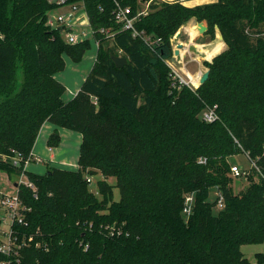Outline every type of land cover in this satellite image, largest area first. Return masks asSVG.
<instances>
[{"label":"trees","instance_id":"1","mask_svg":"<svg viewBox=\"0 0 264 264\" xmlns=\"http://www.w3.org/2000/svg\"><path fill=\"white\" fill-rule=\"evenodd\" d=\"M115 2L132 14L147 4L135 27L159 44L149 48L122 30ZM53 6L0 0V173L20 174L44 122L81 135L76 170L27 172L36 198L18 188L31 209L28 230L40 232L21 250L20 264H250L241 246L264 243V0L192 8L179 1L85 0L98 48L69 102L54 76L65 54L82 58L89 40L70 45L50 29L46 12ZM190 19L205 22L210 36L217 28L226 49L204 62L209 75L197 89H172L164 61L173 55L171 38ZM119 51L127 60L122 68L110 59ZM213 106L216 120L203 121L200 112ZM59 140L54 130L48 147ZM15 154L18 166L11 163ZM238 154L252 167L249 185L235 193L229 158ZM97 173L103 179L95 195L86 176ZM211 189L223 198L220 210L216 199L208 201ZM189 195L191 213L184 216ZM256 264H264V254H256Z\"/></svg>","mask_w":264,"mask_h":264},{"label":"built area","instance_id":"2","mask_svg":"<svg viewBox=\"0 0 264 264\" xmlns=\"http://www.w3.org/2000/svg\"><path fill=\"white\" fill-rule=\"evenodd\" d=\"M57 7L58 11H52L46 15V24L50 29L59 30L63 40L67 44H76L87 40L88 34L84 28H88L90 34L93 36V29L90 25V20L85 8V0H52ZM55 12V13H53ZM146 14V9L138 11L136 14H132L129 6H123L115 2V8L113 11L115 21L121 25L122 30H128L131 32L132 38H141L143 42L149 47L153 48L160 42V38H153L145 35L136 29L135 23L138 21L141 15ZM102 33H107L103 29ZM96 45L98 42L96 41ZM174 66V65H173ZM172 70V89H179L182 85H190L184 79H182L176 71ZM216 106L205 108L200 112V118L205 122H213L216 120ZM6 159V156H2ZM21 157L15 154L11 157V163L13 166H18L21 162ZM23 164L19 175L15 176V186L12 192H7L0 189V210L3 211L4 216L0 217V226L4 223L7 226L6 230L0 228V264H20V252L24 247L30 246L36 239V236L40 235L39 230L29 231V222L27 221V215L31 209L26 206L22 197L18 193L19 186L28 189L33 196L37 197V189L35 184L28 178L26 166L32 162H40L37 157H34L32 153L28 158L22 160ZM230 173L233 177H240L245 175L244 172H240L237 166L230 167ZM86 181L91 183L90 176H86ZM192 196L189 195L185 199V208L183 209L184 216H188L191 213ZM217 210L224 207V202L221 194L216 197V203L214 206ZM39 242L34 243V247L38 248Z\"/></svg>","mask_w":264,"mask_h":264},{"label":"rangeland","instance_id":"3","mask_svg":"<svg viewBox=\"0 0 264 264\" xmlns=\"http://www.w3.org/2000/svg\"><path fill=\"white\" fill-rule=\"evenodd\" d=\"M50 2H53L52 0H49ZM145 4L141 5V8H145L144 7ZM54 8L49 9L46 12V15L48 13H51L52 11H58L59 7L56 6V4H54L53 6ZM55 13V12H53ZM199 23V22H198ZM84 30L86 31V33L88 34V39H89V48L84 52L82 58L79 61H73L69 55L65 54L63 56L64 58V66L63 69L57 73H55V79L60 82L64 87L65 90L62 93L61 99L64 102H69L70 100H72L73 98V93H77V91L80 89L84 79L86 78V76L88 75L93 63H94V59L96 56V45L94 40L92 39V36L90 34V31L88 28H84ZM177 32H181V36L179 39H174L175 38V34L172 38H171V43H172V48L173 50L175 49L176 44L180 43V42H187L186 38H185V34H183V32H185L184 28L182 29V26L178 29ZM200 35H202V38L198 39L197 42L195 43V45H200L201 47H204V45H206L207 43L209 44H215V43H219L216 41L217 39V35L218 31L216 30L214 33V36H210L208 34L201 33ZM195 42V41H194ZM206 43V44H205ZM108 45H112L111 42L108 43ZM192 46H184V55L182 62L184 63V69L183 70H179V68H177L176 66H173V64L170 62V60L164 62V64L167 66V68L170 67L169 69V73H168V77L170 80H172V70L177 72V74L184 79L186 82L189 83L190 88L195 90L197 89L199 86V79L201 74L205 71L208 70V68L204 65V60L203 57L201 56H197L198 54L191 52ZM196 47V46H194ZM224 49H226V45L224 43H222V47H221V51H223ZM219 52V53H220ZM198 58V59H197ZM196 59V60H195ZM211 59V58H210ZM198 61V62H197ZM210 62V61H208ZM188 73L192 76V79L196 80V83L194 84L192 82V79L188 76ZM21 69L18 70V80L16 85L19 86L20 80H21ZM3 98L0 97V101ZM51 123H49L47 126H50ZM42 132V131H41ZM41 132L39 131V135H38V139L36 140V144L37 145V151L35 153H37V155H39L41 157V160L45 161V158H47V156L50 154L47 151V142L44 139V137H40ZM43 135L45 133V129L43 130ZM61 133H62V137H61V141L60 144H58L56 147H52V153L58 157L57 160L58 161H63L66 164L64 165V167L69 168V169H74L76 166L75 164H77V158H78V151H79V145H80V141H81V135L75 131L72 130H67L62 128L61 129ZM229 163L230 166H237L240 172H244L245 175L240 176V177H233L231 174L230 177V184L232 187L233 192L235 193H239L242 192L250 183L249 179L247 178V174L251 172V167L252 164L251 162L248 160V158L243 155V154H238L235 156H232L229 158ZM30 170L32 173H36V174H42L45 173L47 171V166L43 165V164H39V163H34L32 164V166L30 167ZM91 183H89V190L93 193V194H98V190H97V182L102 180L103 177L101 176L100 173H97L96 175H91ZM252 180L253 181H258V178L256 176H252ZM16 181L15 177H7L5 175V173H0V189H3L7 192H12L13 191V187H14V183ZM109 184L113 185L112 188V200L114 201H118L119 200V191L117 189V187H115V179L110 177L106 180ZM218 191L216 189H211L209 197H208V201L209 202H213L216 197H217ZM214 211H216V208H214ZM3 211L0 210V217H3ZM0 228L2 230H6L7 226L3 223ZM241 252L243 254V256L250 262V264H256V254L258 253H262L264 254V243L263 244H258V245H243L241 246Z\"/></svg>","mask_w":264,"mask_h":264},{"label":"crops","instance_id":"4","mask_svg":"<svg viewBox=\"0 0 264 264\" xmlns=\"http://www.w3.org/2000/svg\"><path fill=\"white\" fill-rule=\"evenodd\" d=\"M158 2H175V1H179L182 5H184V6H186V7H190V8H192V7H196V6H200V5H206V4H211V3H215L217 0H157ZM144 7L145 8H143V10H145L146 8H147V4H145L144 5ZM197 24H198V22H196L195 21V19H190L188 22H186V23H184L183 25H182V29L184 28V30H185V32H183V34H185L186 36H185V38H186V40H187V42H180L182 45H183V47L184 46H192L193 45V47H192V49L191 50H193V48H194V46H196L195 45V43L197 42V40L198 39H200V38H202V35H200V33L198 32V27H197ZM203 24H205V22H203ZM206 25V24H205ZM92 28V27H91ZM191 28V29H190ZM217 30V29H216ZM218 31V30H217ZM179 33V35H178V37L176 38V39H179L180 38V36H181V32H178ZM218 34H219V32H218ZM92 36V35H91ZM92 39L94 40V42H95V45H96V41L97 40H95V38L92 36ZM175 39V38H174ZM87 40H89L88 38H87ZM195 41V42H194ZM216 41L217 42H221V43H223L222 41H220L219 39H218V35H217V39H216ZM98 42V41H97ZM206 44V43H205ZM216 44V43H215ZM214 43L213 44H209V43H207L206 45H204V47H202V48H206V47H208V46H212V45H215ZM197 46H200V45H197ZM197 46H196V48H197ZM96 47L98 48V45H96ZM182 47V48H183ZM97 50V49H96ZM184 50V48L182 49V51ZM97 52V51H96ZM183 55H184V51H183ZM183 55L182 56H180L179 57V63L180 64H182V66H180L179 67V70H183L185 67H184V63L182 62V60H183V58H181V57H183ZM217 55V54H216ZM117 56H122V54H121V51H119L118 52V55ZM197 56H199V55H197ZM215 56V55H214ZM213 56V57H214ZM212 57V58H213ZM95 58H96V56H95ZM211 58V59H212ZM198 59V58H197ZM211 59L210 60H206V59H204L203 58V60L204 61H211ZM171 60V59H170ZM196 60V59H195ZM94 61H95V59H94ZM168 61V60H167ZM164 62H166V61H164ZM171 62V61H170ZM198 62V61H197ZM172 63V62H171ZM174 65V64H173ZM169 69H170V67H169ZM78 92V91H77ZM76 95V93H73V97ZM49 124V122H44L43 124H42V126L40 127V132L42 131L43 132V130L45 129V133H44V135H43V133L41 132V134H40V137L42 138V137H44V139L46 140V142H47V140H48V137L50 136V134L54 131V130H58V132H59V138H60V140H59V144H60V141H61V137H62V133H61V129H62V127H58V126H56V125H53V124H50V126H47ZM64 129H66V128H64ZM68 130V129H67ZM38 135H39V132H38ZM38 135H37V137H36V140L38 139ZM36 140H35V143H34V145H33V148H32V151H31V153H32V155L34 156V157H37L39 160H40V162H32V163H29V164H27V166H26V170L28 171V172H30V173H32L31 172V170H30V167L32 166V164H34V163H41V164H43V165H46L47 166V169L48 168H51V167H55V168H61V169H66V170H76L78 167H77V164H75V168L74 169H69V168H66V167H64V165L66 164L65 162H63V161H58L57 160V158L58 157H56L53 153H52V148H49V147H47V151H48V153H50L48 156H47V158H45V161L44 160H41V157L39 156V155H37V153H35L36 151H37V145H35L36 144ZM81 142V141H80ZM80 146V145H79ZM78 154H79V151H78ZM32 174H36V173H32ZM42 174H44V173H42ZM6 176H7V174H5ZM37 175H41V174H37ZM8 177V176H7ZM9 178V177H8ZM14 186H15V184H14ZM96 195V194H95Z\"/></svg>","mask_w":264,"mask_h":264},{"label":"water","instance_id":"5","mask_svg":"<svg viewBox=\"0 0 264 264\" xmlns=\"http://www.w3.org/2000/svg\"><path fill=\"white\" fill-rule=\"evenodd\" d=\"M197 29H198V32L201 34V33H204L206 30H207V26L205 24H203V22H199L197 24ZM217 29V28H216ZM179 33H177L175 35V39L178 37ZM218 39L220 41H222V36L221 34L218 35ZM183 47V45L181 43H178L176 44V47L175 49L173 50V55L171 57V62L172 64H174V66H176L177 68H179L180 66H182V64L179 63V57H180V49ZM110 59L111 61L114 63L115 67L116 68H122L124 67L126 64H127V60L124 56H117V55H113L111 54L110 55ZM208 75H209V70H205L201 76H200V79H199V85L203 84L207 78H208Z\"/></svg>","mask_w":264,"mask_h":264},{"label":"bare ground","instance_id":"6","mask_svg":"<svg viewBox=\"0 0 264 264\" xmlns=\"http://www.w3.org/2000/svg\"><path fill=\"white\" fill-rule=\"evenodd\" d=\"M221 47H222V43L219 42V43H216L215 45L208 46L205 49L202 48L201 46H197V48L194 47L193 50H191V52L198 54L199 56L203 57L206 60H210V58H212L214 55H216L220 52ZM183 48L180 49V56L183 55V51H182ZM188 76L192 79V76L189 73H188ZM192 82L195 84L196 80L192 79Z\"/></svg>","mask_w":264,"mask_h":264}]
</instances>
